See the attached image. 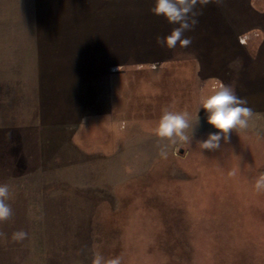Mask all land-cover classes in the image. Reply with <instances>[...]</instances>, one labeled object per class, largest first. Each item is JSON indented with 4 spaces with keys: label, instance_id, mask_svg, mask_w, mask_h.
Instances as JSON below:
<instances>
[{
    "label": "rangeland",
    "instance_id": "374dc122",
    "mask_svg": "<svg viewBox=\"0 0 264 264\" xmlns=\"http://www.w3.org/2000/svg\"><path fill=\"white\" fill-rule=\"evenodd\" d=\"M47 1L0 0V184L10 186L13 212L0 222L8 238L0 264H91L97 253L122 264H264L257 149L229 136L208 151L198 143L208 136L195 137L187 163L201 168L196 175L180 158L187 143L149 127L159 123L158 102L179 95L178 66L111 76L121 106V116L107 119L113 138L91 140L81 126L69 136L41 122L37 74L48 85L66 39L81 33L91 42L98 34L89 24L110 17L61 6L65 0L50 11ZM21 230L27 238L14 242Z\"/></svg>",
    "mask_w": 264,
    "mask_h": 264
},
{
    "label": "crops",
    "instance_id": "0c3cea01",
    "mask_svg": "<svg viewBox=\"0 0 264 264\" xmlns=\"http://www.w3.org/2000/svg\"><path fill=\"white\" fill-rule=\"evenodd\" d=\"M52 1L44 4L52 7L50 11L61 10L57 3L53 8ZM77 1L65 0L61 6L110 17L89 24L98 34L91 42L81 33L72 32L71 39L62 34L68 39L64 42L68 51L60 53L56 63L53 58L48 85L42 77L47 75L36 73L38 116L46 128L75 135L92 116L113 128L107 119L121 116L117 113L121 106L113 94L111 76L123 73V68L141 66L151 71L155 64L162 65L163 73L176 65V76L184 80L178 96L164 98L165 109L189 112L195 125L199 98L209 94L217 80L231 86L247 101L253 116L247 129L233 130L229 136L257 149L258 170L264 173V0H223L222 5L209 3L202 9L197 5V11H202L199 23L185 33L192 38L191 46L171 50L157 44L156 38L167 36L175 25L152 14L154 0ZM121 13H130V18L125 15L123 20ZM198 118L193 135L217 131L207 123L203 109Z\"/></svg>",
    "mask_w": 264,
    "mask_h": 264
},
{
    "label": "clouds",
    "instance_id": "9594fccd",
    "mask_svg": "<svg viewBox=\"0 0 264 264\" xmlns=\"http://www.w3.org/2000/svg\"><path fill=\"white\" fill-rule=\"evenodd\" d=\"M215 3L218 6L223 0H154V6L150 9L152 14L162 16L169 24L175 25L171 32L164 37L156 38L157 44L168 49H175L178 45L181 48H188L192 44V38L185 36L186 32L192 31L199 23L198 16L202 11H197V5L203 6ZM153 69L156 65L151 66ZM247 101L236 95L234 89L221 81H215L210 93L199 98L198 112L203 109L207 115V123L216 132L209 133L207 139L198 142L202 149L214 151L220 148L221 140L228 142L229 134L233 130H243L249 127V121L253 116V110L246 106ZM192 118L187 111H171L165 109L155 129V134L170 143H189L192 140L194 126ZM160 155L167 157V152L161 149ZM131 171V169H128ZM254 189L257 192H264V173H261L254 182ZM11 198L10 186L0 184V222L8 221L12 216V208L8 201ZM24 231H16L11 239L14 242H22L27 238ZM7 235L0 232V241L6 242ZM91 264H122V258H105L101 254H95Z\"/></svg>",
    "mask_w": 264,
    "mask_h": 264
},
{
    "label": "trees",
    "instance_id": "16d2710c",
    "mask_svg": "<svg viewBox=\"0 0 264 264\" xmlns=\"http://www.w3.org/2000/svg\"><path fill=\"white\" fill-rule=\"evenodd\" d=\"M177 77V76H176ZM178 78V77H177ZM156 94V93H155ZM161 108H164L165 110V103H164V100L158 102V105H157V110L158 112L156 114H158L156 116V119L157 121L160 120L162 114H163V111L161 113ZM158 124H152V126H149L150 128H153V130L156 129ZM81 130H79V132H82L85 136H87L89 139L91 140H95V139H98V138H101L103 135L107 134V138H110V137H115L116 136V131L113 130V128H111L109 125H106L105 123H103V121L101 119H99L98 117L97 118H94V116L92 117H88L84 122L83 124L81 125ZM79 135V134H78ZM208 136V133H197V134H194L192 136V140L195 138V137H206ZM192 140L187 143V148L188 149V152L187 154L185 155V157H180L182 161L186 162L187 166H188V159L191 155V144H192ZM188 169H191V171H193L194 173H196V175L198 173H200V170L201 168H198L195 163H192V166H188ZM190 180V179H189ZM184 185H186V187L189 185L191 187L192 185V181H186L184 183ZM184 185H182V188L181 186L179 187V189L181 191H183V194H191V191L190 192H186L185 189H184ZM209 216V215H208Z\"/></svg>",
    "mask_w": 264,
    "mask_h": 264
},
{
    "label": "water",
    "instance_id": "95a60500",
    "mask_svg": "<svg viewBox=\"0 0 264 264\" xmlns=\"http://www.w3.org/2000/svg\"><path fill=\"white\" fill-rule=\"evenodd\" d=\"M180 151H183V149H182V148H180Z\"/></svg>",
    "mask_w": 264,
    "mask_h": 264
}]
</instances>
